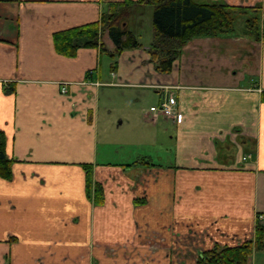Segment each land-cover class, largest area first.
<instances>
[{"label": "crops", "instance_id": "crops-1", "mask_svg": "<svg viewBox=\"0 0 264 264\" xmlns=\"http://www.w3.org/2000/svg\"><path fill=\"white\" fill-rule=\"evenodd\" d=\"M116 1L0 0V129L14 158L12 178L0 177V264H198L216 243L251 238L264 212V0H196L259 6L242 15L259 17L258 38L245 35V22L193 38L170 73L151 61L153 29L142 38L152 16L128 18L141 46L106 73L97 48L57 52L55 32L98 20ZM133 8L150 15L148 4ZM235 55L242 61L232 67ZM126 89L137 99L158 93L135 112L153 143L162 123L173 129L169 162L159 148L120 163L99 154L102 98ZM164 99H174V119L149 110ZM84 163L102 204L87 195ZM249 264H264V250Z\"/></svg>", "mask_w": 264, "mask_h": 264}, {"label": "trees", "instance_id": "trees-1", "mask_svg": "<svg viewBox=\"0 0 264 264\" xmlns=\"http://www.w3.org/2000/svg\"><path fill=\"white\" fill-rule=\"evenodd\" d=\"M153 7V39L149 46L151 61L155 69L170 73L182 47L191 39L204 36H218L234 31L235 15L248 10L256 11L259 6L245 7L221 2H197L196 0H122L109 3L98 20L57 31L53 34L54 45L60 54L72 57L78 49L97 48L116 64V57L126 49L141 46L137 36L127 27L129 7L133 3ZM257 15H247L244 33L258 38ZM107 33L113 43L108 49L103 41ZM264 100V91L262 92ZM7 135L0 129V177L12 178L11 165L14 161L6 150ZM85 170L86 192L95 204L104 201L103 187L92 180V164H82ZM140 202V201H139ZM136 201L135 203H139ZM264 250V223L255 220L254 233L240 244L220 245L204 250L197 257L198 264H249L255 252Z\"/></svg>", "mask_w": 264, "mask_h": 264}, {"label": "rangeland", "instance_id": "rangeland-1", "mask_svg": "<svg viewBox=\"0 0 264 264\" xmlns=\"http://www.w3.org/2000/svg\"><path fill=\"white\" fill-rule=\"evenodd\" d=\"M131 12L129 10L128 18L131 16L137 20L144 16L148 22V19L149 21L151 19L153 7L150 6V15L147 14L143 8H133ZM244 22V17H242V15H235V26L237 31L243 28ZM143 25L144 34L142 38L144 41L150 42L152 38L150 32L153 29V25H151L150 29H148L146 23H143ZM237 57L240 56L235 55L234 59L230 62L232 67H235L242 61L241 58ZM103 59L102 72L106 73L108 71V65L112 60L106 54L103 55ZM184 67L186 70L189 69L186 65ZM217 79L218 78L215 80L217 81ZM219 80L221 81V79ZM132 93L135 92L129 89H126L123 93L120 91L118 93L109 91L107 95L102 98V102L108 107L106 106L107 108H103L100 112L101 117L98 124L97 145L99 154L103 156V159L120 163L125 162V160L135 159V156L139 155V152L144 154L152 148H154V150L159 148L162 150V160L169 162L171 160V153L174 152L175 147L173 137L170 138V136H174L173 129L162 123V134H160L158 141L153 143L149 141L151 127L141 122L139 116L135 112L137 111L135 106L139 108H148L150 103H156L159 98L158 93H156L154 89L144 90L142 94L144 96L139 99H137V95H133ZM145 105L146 107H144ZM168 117L174 119L176 115L174 113L168 115ZM134 146H136L135 153L130 157L129 154L132 153ZM220 148L222 150L224 149L223 146H220Z\"/></svg>", "mask_w": 264, "mask_h": 264}, {"label": "built area", "instance_id": "built-area-1", "mask_svg": "<svg viewBox=\"0 0 264 264\" xmlns=\"http://www.w3.org/2000/svg\"><path fill=\"white\" fill-rule=\"evenodd\" d=\"M174 99H166L162 101L159 105L150 106V111L161 113L163 115L174 114ZM260 220L264 221V213L259 215Z\"/></svg>", "mask_w": 264, "mask_h": 264}]
</instances>
